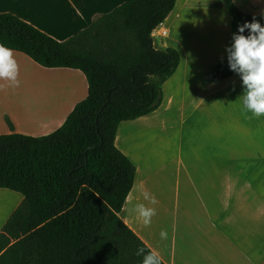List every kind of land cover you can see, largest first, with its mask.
<instances>
[{
	"label": "crops",
	"instance_id": "1",
	"mask_svg": "<svg viewBox=\"0 0 264 264\" xmlns=\"http://www.w3.org/2000/svg\"><path fill=\"white\" fill-rule=\"evenodd\" d=\"M126 1L0 0V14L62 42ZM193 1L175 0L151 34L156 49L179 54L175 73L163 84L161 106L117 128L115 146L135 167L119 218L164 264H264V115L243 108L242 84L235 77L199 87L206 66L227 57L231 18L210 8L213 4ZM196 8L213 16L204 30L192 18ZM13 55L18 83L0 79V86L16 93V99L13 109L0 106V135L51 134L87 97V81L78 70L47 69L21 53ZM38 87H45L46 95L37 97L33 89ZM26 88L28 100L20 95ZM187 89L193 95L189 99ZM207 113L214 125L204 146L199 139ZM157 136H163L164 146H155ZM236 136L244 145H234ZM8 191L0 189V205L9 200L15 210L22 196ZM138 203L155 208L147 226L135 211ZM162 229L168 234L163 240Z\"/></svg>",
	"mask_w": 264,
	"mask_h": 264
},
{
	"label": "trees",
	"instance_id": "2",
	"mask_svg": "<svg viewBox=\"0 0 264 264\" xmlns=\"http://www.w3.org/2000/svg\"><path fill=\"white\" fill-rule=\"evenodd\" d=\"M174 6L175 0H127L62 42L0 14V43L43 68L78 70L88 85L87 97L51 134L0 135V189L22 196L0 229V264H141L137 249H149L119 218L135 167L116 148L115 135L120 123L148 116L163 102L179 54L156 49L151 34ZM219 6L232 34L253 18L232 0ZM228 56L205 84L230 77L241 83Z\"/></svg>",
	"mask_w": 264,
	"mask_h": 264
},
{
	"label": "clouds",
	"instance_id": "3",
	"mask_svg": "<svg viewBox=\"0 0 264 264\" xmlns=\"http://www.w3.org/2000/svg\"><path fill=\"white\" fill-rule=\"evenodd\" d=\"M260 20L255 16L251 21H245L237 26L232 34V44L229 46L228 64L230 70L239 74L242 84V105L254 116L264 115V9L260 12ZM248 29V35H244ZM18 66L14 59L13 50L0 43V79L17 81ZM148 199L147 193H144ZM155 204V197L150 201ZM135 211L142 218L145 226L151 223V217L155 215V208L146 207L143 203L135 205ZM167 232L161 230L160 238L166 239ZM137 255L142 256L141 264H162L158 252L144 248L137 249Z\"/></svg>",
	"mask_w": 264,
	"mask_h": 264
},
{
	"label": "rangeland",
	"instance_id": "4",
	"mask_svg": "<svg viewBox=\"0 0 264 264\" xmlns=\"http://www.w3.org/2000/svg\"><path fill=\"white\" fill-rule=\"evenodd\" d=\"M195 1L203 2V3H209L211 5L213 4L212 6H210V8H213V10H220L224 14H226L219 6L221 0H194L193 2H195ZM235 1L240 4L241 9H243L245 11L247 10L250 13H253V14L257 13V15H259L261 10L264 9V0H235ZM207 8H209V7H207ZM249 15H251V14H249ZM192 18H195L198 21L197 23H199L201 29L204 30V25L210 24L212 19H213V16L212 15H208V13L206 11V8H201V9H199V8L197 9L196 8V9L192 10ZM220 26H221L222 32H225V24L222 22V24ZM224 35H225V33H224ZM231 40H232V29H231V23H230L229 24V34H228V46H230ZM218 63H220V62L219 61L218 62H214V63L210 64L209 66H206V69H205V71H204V73L202 75V78L199 80V87L203 88V87H205L207 85H210V84H205L204 83V77ZM44 90H45V87H42V88L38 87V88H34L33 92H36L37 97H40V96L46 95L44 93L45 92ZM11 92H12L11 90H8L7 88L0 86V106L3 105L2 108H6V109H8V108L13 109L14 108L13 105L11 104V100H15L16 99V93H14V92L11 93ZM29 92H30V90L26 88L25 91H22V94H20V93L19 94L22 95L23 98L28 100V98H30V97H28L29 96ZM185 95H186L187 99H189L190 97H193V95L190 93V91L188 89H187ZM205 117H206V122L207 123L203 126V130H204L203 131V135L200 137L199 141L202 142L204 146H208L207 145L208 144L207 131H208V128L211 125H214V123L212 122L211 117L208 116V113H207V115ZM219 122H221V121H219ZM221 135H223V134H221ZM156 138L157 139H156L155 146L160 147V146H164L165 145L162 142L163 141V136H160V137L157 136ZM210 139H212L211 136H210L209 140ZM234 145H240V146L244 145L243 138L236 136L235 137V141H234ZM7 202H9V200H7ZM7 202H5L2 205H0V229H1L2 224H3V219L8 217V215H10L14 211L12 207L15 205V203L13 202V203H9L7 205Z\"/></svg>",
	"mask_w": 264,
	"mask_h": 264
}]
</instances>
